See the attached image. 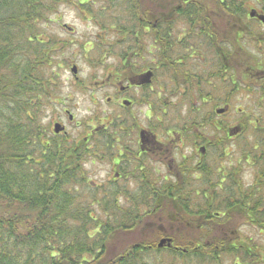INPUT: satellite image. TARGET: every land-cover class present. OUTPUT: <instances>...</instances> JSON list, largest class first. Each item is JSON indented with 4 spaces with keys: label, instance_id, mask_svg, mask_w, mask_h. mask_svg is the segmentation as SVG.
<instances>
[{
    "label": "trees",
    "instance_id": "1",
    "mask_svg": "<svg viewBox=\"0 0 264 264\" xmlns=\"http://www.w3.org/2000/svg\"><path fill=\"white\" fill-rule=\"evenodd\" d=\"M252 1L0 0V264H219L221 248L232 254L234 246L257 248L258 255L264 243L249 235L264 237V130L249 124L250 102L232 122H220L216 113L223 97L230 103L238 91L250 101L254 73L264 71V33L243 10L234 27V8L264 10V0L250 7ZM62 4L113 36L95 50L117 58L126 39L136 53H149L154 31L146 37L141 20L151 21L154 8L195 9L184 25L193 60H162L185 93H169L162 103L174 112L171 120L161 117L160 173L145 169L132 186L109 187L100 176L90 180L92 167L108 159L89 157L64 139L42 142L41 113L58 96L53 67L67 65L69 43L44 36ZM178 22L162 26L161 55L185 47ZM221 55L239 56L225 60L235 93L221 94ZM256 92L264 97L263 83ZM233 123L242 130L237 148L226 136ZM247 169L255 170L252 184L243 182ZM161 240L170 248H158Z\"/></svg>",
    "mask_w": 264,
    "mask_h": 264
},
{
    "label": "flooded vegetation",
    "instance_id": "2",
    "mask_svg": "<svg viewBox=\"0 0 264 264\" xmlns=\"http://www.w3.org/2000/svg\"><path fill=\"white\" fill-rule=\"evenodd\" d=\"M193 10L195 9L189 7L154 8L151 21L148 20L150 18L148 15L141 20L146 26L143 30L146 37H149L152 30L154 31L155 40L153 42L149 38L146 40L149 53H136L127 39L123 41L124 45L121 49L123 53L119 58L113 57L116 59L115 66H110L108 71L102 75L101 80L93 81L96 78L95 75L92 77L91 86L80 88L84 94L83 99L89 103V108L91 107L90 110L95 111L85 121H76L71 110L67 109L63 102L56 103L62 109L59 111L56 109L51 114H48V106H44L45 110L43 108L40 117L43 124L42 142L49 145L50 142L56 143L64 139L65 142L82 147L83 153L86 152L89 157L108 159L101 162V164H108L110 167L109 175L101 182L109 187L119 184H124L127 187L128 185L132 186L136 182L135 176L143 173L145 169L150 171L153 169V171L159 172V161L156 158L162 146V140H160L161 117L163 116L166 120L167 116V119L171 120V113L174 112V109H170L166 113L162 103L165 102V95L169 93H175L177 90L185 93L182 88L179 90L180 86L175 76L166 69L162 60L168 58L174 64L182 58L193 60L194 52L191 53V42L190 39H186L188 34L184 26L191 25L193 19L191 11ZM241 10L245 12V19L249 21L250 25L256 28L259 33H264V24L259 20L260 17L264 16V10L240 7L233 9L237 14ZM251 12L253 17H250ZM174 13H178L179 16H175ZM234 18L236 20L235 27L240 22L239 14ZM198 19L203 20V17H198ZM177 21L179 22L176 27L179 30L180 38L184 37L185 47L178 51L171 49L172 54H168L166 57L165 53L160 54L158 47L161 35H166L161 33L162 26H165V29L172 28L170 24ZM61 27L69 34H74L72 28L65 25ZM237 36L240 37L239 34ZM59 41L62 40L59 39ZM105 56L110 55L104 54L103 60ZM227 58L239 60V56H218V60L224 63L221 67L224 75L221 85L223 88L221 94L223 95L225 91L235 93L238 90L236 81L233 78H226L230 72L225 64ZM174 64L170 65L169 68H172ZM235 66L238 67V64ZM147 75L149 76L147 77ZM257 75L259 77H255L253 82V87L256 90L261 88L262 83L264 84V71L258 74L255 72L254 76ZM74 81L78 82L77 77H74ZM230 85L233 88H229ZM256 90L250 95L251 116L253 118L248 121L254 127L257 126L258 129L264 130V121L257 115L263 111L264 97H260ZM104 91H107V95L102 96ZM99 96L102 97L99 98ZM54 105L52 104V106ZM219 106V110H223V113L220 114L222 117L220 122H229L225 117L232 111L231 102L226 103V99L223 97ZM56 126L59 130L58 133L55 132ZM241 131L240 125L233 123L232 128L227 130L228 142L235 145L239 143ZM98 144L102 146L101 149L96 150L95 146ZM197 149H200L201 154L205 153L204 146L197 145L195 147L196 152ZM247 171L248 175L243 176V182L252 184L254 183L255 170L247 169ZM230 251L233 253L225 252V248H221L218 256L219 264H264V248L259 249L258 255L256 254L258 249L251 247L234 246Z\"/></svg>",
    "mask_w": 264,
    "mask_h": 264
},
{
    "label": "rangeland",
    "instance_id": "3",
    "mask_svg": "<svg viewBox=\"0 0 264 264\" xmlns=\"http://www.w3.org/2000/svg\"><path fill=\"white\" fill-rule=\"evenodd\" d=\"M254 4L256 5L253 0L249 4V6L253 7ZM57 11L58 12L55 16L50 17V19L52 20V25L44 33L45 39L51 36V38L57 40L60 39L69 43V48L63 52V56L67 65H60V69H58L57 67L55 68V66L53 67V71L57 76L56 91L58 93V96L56 97V103L63 102L64 106L67 107V109L71 110V114L74 115L76 121H85L86 119L91 117V115H93L95 111L90 110L91 107L89 108V103L83 99L84 94L82 93L80 88L83 86H91V83H93V81L95 80H101L102 75L108 71L110 66L114 67L116 62V59H113L112 56H105L104 60L102 59L103 61L101 66L95 67V58H97V55L98 57H100L99 55L105 53L104 51H98L97 53L95 50V46L98 44H111L115 39L113 36H109V34H106L104 31H100L98 27L96 28L87 19H83L81 14L79 13L80 11L72 5L62 4L59 6ZM62 25L72 28L74 34H69L65 30H63L61 27ZM246 48L253 51L252 47L246 46ZM72 65L76 66V77L78 79V82L81 83L74 81V77L70 73V67ZM95 75L96 78L92 81V77H94ZM106 93L107 91H104L102 93V96H104ZM102 96H99V98ZM249 102L250 101L248 95L238 91L236 94H234L231 101L232 111L227 117H225V119L229 122H232L233 118L235 117L236 110L241 107H249L251 105V103L249 105ZM56 103H54L55 105L53 107L48 108V114H51L56 109H58V111L62 109H60V106H57ZM211 106L212 105H209L206 110L211 111ZM218 108H220V106ZM105 112H107V110H105ZM257 115L262 116V119L264 121V108L263 111L257 113ZM246 136L248 138L251 137L249 133H247ZM183 147L185 148V146ZM187 147L189 146L187 145ZM184 153L190 154L191 152L188 148ZM195 156H198L199 158V155L197 153ZM92 169L90 180L93 182H98L95 177L99 178L98 176H100V180L106 178L109 175L110 167H108V164H97L92 167ZM161 170L162 168L159 169V173ZM246 175H248V173L245 174V176ZM249 236H251L250 238H252L255 242L264 243V237H259L255 230L252 231ZM162 257L166 258V255L162 254ZM180 262L181 260L178 259L172 264H180Z\"/></svg>",
    "mask_w": 264,
    "mask_h": 264
},
{
    "label": "water",
    "instance_id": "4",
    "mask_svg": "<svg viewBox=\"0 0 264 264\" xmlns=\"http://www.w3.org/2000/svg\"><path fill=\"white\" fill-rule=\"evenodd\" d=\"M250 17H253V14H252V12L250 13ZM259 20L264 24V16L263 17H260L259 18ZM71 73L74 75V76H76V74H77V68L75 67V66H73L72 68H71ZM149 75H147V77H148ZM217 114H222L223 113V110H218L217 112H216ZM58 129H57V126L55 127V132L56 133H58ZM167 247V248H170V241H168V242H166V240H161L160 242H159V244H158V248H162V247Z\"/></svg>",
    "mask_w": 264,
    "mask_h": 264
}]
</instances>
